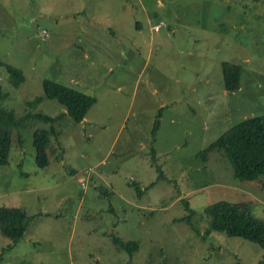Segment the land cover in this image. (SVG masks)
Returning a JSON list of instances; mask_svg holds the SVG:
<instances>
[{"label": "rangeland", "instance_id": "rangeland-1", "mask_svg": "<svg viewBox=\"0 0 264 264\" xmlns=\"http://www.w3.org/2000/svg\"><path fill=\"white\" fill-rule=\"evenodd\" d=\"M0 59L24 75L14 84L0 65L1 106L17 117L63 113L45 167L32 136L50 124L29 117L13 130L0 207L33 218L12 247L0 231V264H251L264 255L241 236H204L216 201L253 200L264 220V172L240 181L223 151L200 156L240 119L264 114V0H0ZM224 60L242 66L237 89L224 87ZM44 78L95 96L80 122L43 95ZM113 235L138 249L130 257Z\"/></svg>", "mask_w": 264, "mask_h": 264}, {"label": "trees", "instance_id": "trees-1", "mask_svg": "<svg viewBox=\"0 0 264 264\" xmlns=\"http://www.w3.org/2000/svg\"><path fill=\"white\" fill-rule=\"evenodd\" d=\"M0 65L7 68L14 84L24 79L21 69L4 62L0 59ZM242 66L233 61H222L223 84L226 89H237L240 85ZM43 95L55 98L65 107L75 122H80L84 113L95 102V96L84 93L74 86L60 83L50 78L42 81ZM6 96V92L0 85V100ZM42 96H36L27 103H37ZM162 107L159 108L152 128V138H155L159 128V117ZM59 113L55 116L44 113H26L17 117L12 109L1 106L0 102V166L7 165L10 159L13 130L19 128L24 118L37 117L50 124L48 129H37L33 132V145L36 152V162L39 167H45L48 162L47 149L59 134L54 123L62 116ZM213 150L223 151L228 158L234 177L240 181L254 180L264 172V114L253 115L240 119L217 137L211 144L200 152L207 160L208 152ZM151 161L160 172L161 168L156 164L154 148L151 149ZM189 208L188 201L184 200ZM253 200L240 202H229L220 200L213 202L206 207L208 226L205 229L206 237L212 230L221 231L227 235L241 236L251 240L264 248V220L254 216L252 206ZM191 216H189L190 218ZM33 217L29 216L22 207H0V231L11 238L9 247H12L24 235L28 224ZM184 220V219H179ZM112 241L119 248L128 251L129 256L138 249L139 242L136 240H123L113 235ZM160 264H167L162 262ZM264 264V255L254 263Z\"/></svg>", "mask_w": 264, "mask_h": 264}, {"label": "built area", "instance_id": "built-area-1", "mask_svg": "<svg viewBox=\"0 0 264 264\" xmlns=\"http://www.w3.org/2000/svg\"><path fill=\"white\" fill-rule=\"evenodd\" d=\"M163 25H164V22L161 20V21H159L158 23H156V25L154 26V29H155V30H158V29H160ZM80 184H81V186H83L82 181L80 182Z\"/></svg>", "mask_w": 264, "mask_h": 264}]
</instances>
